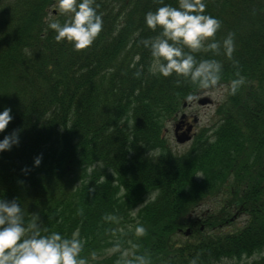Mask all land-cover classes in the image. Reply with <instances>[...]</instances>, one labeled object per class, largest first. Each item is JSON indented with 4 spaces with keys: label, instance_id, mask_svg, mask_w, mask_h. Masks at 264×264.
Wrapping results in <instances>:
<instances>
[{
    "label": "trees",
    "instance_id": "obj_1",
    "mask_svg": "<svg viewBox=\"0 0 264 264\" xmlns=\"http://www.w3.org/2000/svg\"><path fill=\"white\" fill-rule=\"evenodd\" d=\"M96 2L102 31L77 51L48 28L65 19L52 13L55 0H0V109L13 115L0 138L20 130L19 144L0 152V198H16L25 223L37 213L41 234L78 230L87 264H117L125 250L151 264H264V0H206L222 21L216 38L235 34L238 63L222 50L194 55L223 64L221 84L237 69L245 83L226 91L215 122L182 153L165 129L200 90L149 70L139 40L155 35L143 16L158 5ZM105 213L120 220L106 222ZM137 222L143 237L133 235Z\"/></svg>",
    "mask_w": 264,
    "mask_h": 264
},
{
    "label": "clouds",
    "instance_id": "obj_2",
    "mask_svg": "<svg viewBox=\"0 0 264 264\" xmlns=\"http://www.w3.org/2000/svg\"><path fill=\"white\" fill-rule=\"evenodd\" d=\"M155 3L158 5L155 10H148L143 16L144 25L155 35L139 40L153 58L150 72L162 77L175 74L177 84L182 77L198 90L219 85L228 95H235L245 83L239 69L235 78L223 85L220 83L223 64L214 58L197 59L194 55L203 50L211 51L216 56L222 50L234 65L238 63L233 59L235 34L229 31L222 39L216 38L222 21L205 11L206 0H176L175 6L165 3V0H155ZM99 7L96 0H55L52 13L65 19L63 22L48 21V28L55 33L54 40L58 43L68 42L77 51L92 45L103 28V14L98 11ZM140 75L141 69L138 67L133 76L138 78ZM185 99L191 101L194 96L189 93ZM11 113V107L0 109V133H4L13 120ZM19 131L13 129L0 138V152L10 151L19 144ZM41 159L42 154L36 155L33 166H39ZM77 214L82 215L83 210L78 208ZM102 219L118 222L120 217L105 213ZM40 221L36 213L25 223L24 212L17 199L0 198V264H87L81 255L84 243L78 230L65 236L44 228L45 234H41ZM146 234V227L137 222L133 235L139 238ZM114 250L119 251V245H114ZM89 255L95 259V252ZM127 257V251H121L117 264H151L148 254L134 253L131 258ZM188 264H198V257L190 258Z\"/></svg>",
    "mask_w": 264,
    "mask_h": 264
},
{
    "label": "rangeland",
    "instance_id": "obj_3",
    "mask_svg": "<svg viewBox=\"0 0 264 264\" xmlns=\"http://www.w3.org/2000/svg\"><path fill=\"white\" fill-rule=\"evenodd\" d=\"M206 95L213 100V103L211 105L202 106L198 103H191L189 107L183 108L185 110L180 113V117L182 114H186L188 116V119L197 118V123L194 124L193 130L195 134H197L202 127L207 126L209 124H213L215 122V109L219 106V104H221L225 100L226 90L221 87H216L211 89ZM177 120L178 117H176L175 120H171L167 123V128L165 129V136L171 149L174 152L182 153L190 147L192 141L186 144H179L176 142L174 137V127ZM214 204H216L215 200L206 203L201 208L206 209L207 207H212ZM197 212H199V210H197ZM242 220L243 219H241V221Z\"/></svg>",
    "mask_w": 264,
    "mask_h": 264
},
{
    "label": "water",
    "instance_id": "obj_4",
    "mask_svg": "<svg viewBox=\"0 0 264 264\" xmlns=\"http://www.w3.org/2000/svg\"><path fill=\"white\" fill-rule=\"evenodd\" d=\"M210 102H211V100L209 98H206V97H204V98H202V99L199 100V103L200 104H206V103H210ZM178 128H179V124L177 126V130H178ZM177 130H176V136H177L178 142L184 143V142H186V141H188V140L191 139V136L189 134L182 133L181 135H179L178 132H177ZM189 130H190V128H188V131Z\"/></svg>",
    "mask_w": 264,
    "mask_h": 264
},
{
    "label": "flooded vegetation",
    "instance_id": "obj_5",
    "mask_svg": "<svg viewBox=\"0 0 264 264\" xmlns=\"http://www.w3.org/2000/svg\"><path fill=\"white\" fill-rule=\"evenodd\" d=\"M181 128H183V127H181Z\"/></svg>",
    "mask_w": 264,
    "mask_h": 264
}]
</instances>
